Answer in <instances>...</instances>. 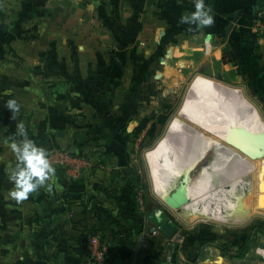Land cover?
Returning <instances> with one entry per match:
<instances>
[{
  "label": "crops",
  "instance_id": "crops-1",
  "mask_svg": "<svg viewBox=\"0 0 264 264\" xmlns=\"http://www.w3.org/2000/svg\"><path fill=\"white\" fill-rule=\"evenodd\" d=\"M207 1L215 23L197 28L179 23L194 6L173 0H0V264H82L91 233L108 246L105 264H165L169 237L151 228L166 214L145 206L125 167L138 172V152L194 72L249 89L264 112V39L251 29L264 0ZM11 98L21 105L15 119ZM20 121L46 150L83 153L84 175L56 168L51 193L7 198L16 163L9 142L20 139ZM199 231L178 228V258L264 264L263 233L243 252H224L202 246Z\"/></svg>",
  "mask_w": 264,
  "mask_h": 264
},
{
  "label": "bare ground",
  "instance_id": "bare-ground-1",
  "mask_svg": "<svg viewBox=\"0 0 264 264\" xmlns=\"http://www.w3.org/2000/svg\"><path fill=\"white\" fill-rule=\"evenodd\" d=\"M191 88L145 151L154 194L168 205L166 196L185 178L189 201L168 206L186 222L264 217V118L238 86L200 75Z\"/></svg>",
  "mask_w": 264,
  "mask_h": 264
},
{
  "label": "clouds",
  "instance_id": "clouds-1",
  "mask_svg": "<svg viewBox=\"0 0 264 264\" xmlns=\"http://www.w3.org/2000/svg\"><path fill=\"white\" fill-rule=\"evenodd\" d=\"M193 4L194 11L182 13L179 23L195 25L197 28L211 27L215 23V13L211 5L206 3V0H193ZM213 38V33H206L205 45L209 46ZM6 107L11 110L15 119L21 105L11 98L6 101ZM131 130L129 127L128 131ZM16 135L20 139H12L9 142L16 163L8 169V179L13 187L8 190L7 198L22 203L40 188H45L50 193L53 191L56 168L50 161L47 150L28 137L23 121L17 123Z\"/></svg>",
  "mask_w": 264,
  "mask_h": 264
},
{
  "label": "rangeland",
  "instance_id": "rangeland-1",
  "mask_svg": "<svg viewBox=\"0 0 264 264\" xmlns=\"http://www.w3.org/2000/svg\"><path fill=\"white\" fill-rule=\"evenodd\" d=\"M200 74H203V75H206L209 77H213L215 79H218L224 83H227V84H230L233 86L240 87L243 90L246 97L251 102H253V104L256 106V108L260 112L261 116L264 118L263 110L261 109V107L258 105V103L253 98V96L251 95L252 93L249 91V89L243 88L238 83H235L233 81L224 80V79L217 77L215 75L202 73V72H194V73L190 74V79L187 81L186 85L182 88L177 103L172 105V108H171L169 114L167 115V117L165 119V123H164L160 133H158V135H156V137H154V139H152V141L150 143L144 145L137 154L136 164H137V169H138L137 175H138V179H139V187H138L139 189L138 190L141 191V194L143 195V203H144V200H147V202H148L147 206H149L150 208H152L153 206H159V208H161L163 210V212L166 214V216L178 225V228H180V229L190 228V233L194 232L195 229L197 230V228H198V230H200L199 232L201 233L202 236L207 231V233H210V234H208L207 239H210V238L214 237L215 235H221L222 237H216L214 243H208V244H211L212 246H215V244L224 245V247L228 251L235 252V251H237V249H238L237 247L240 244V242L237 241V235H238L239 231L241 229H244L245 227H247L254 220H263L264 221V217L256 215V216L251 217L249 220H247L246 222H244L242 224H223V223L218 224L214 221L204 219V218H201V219L197 218L196 220H193L191 222L184 221L181 218V216H179L177 214V211L175 209L170 208L168 205H166L160 198H158L154 194V192L152 190V180H151L149 165H148V162H147L146 157H145V151L147 149L151 148L152 146H154L155 143L157 142V140L164 134L168 122L173 117L175 112L178 110L180 104L182 103L183 98L185 97V94L188 91L192 90L191 87L193 86L194 81L200 76ZM191 155H194V152ZM260 181L262 184L264 183V173L261 174ZM194 194H195V191H194ZM154 228L156 230H158L156 225L154 226ZM204 236L206 237V235H204ZM236 241L238 242L237 244H236Z\"/></svg>",
  "mask_w": 264,
  "mask_h": 264
},
{
  "label": "built area",
  "instance_id": "built-area-1",
  "mask_svg": "<svg viewBox=\"0 0 264 264\" xmlns=\"http://www.w3.org/2000/svg\"><path fill=\"white\" fill-rule=\"evenodd\" d=\"M178 4L193 5V0H173ZM206 3L208 1L206 0ZM209 4V3H208ZM251 29L256 38L264 39V4L260 5L252 18ZM48 156L55 168L64 171L67 176L80 178L88 166V159L83 153L70 151L63 147L51 146L47 149ZM141 195V191H139ZM142 203L141 196L138 197ZM153 232L159 231L153 227ZM174 236V235H173ZM183 239V237L181 238ZM89 253L85 256L82 264H105L108 259L109 249L98 233H91L87 239ZM166 251L165 264H200L197 259H183L177 256V241L171 237L165 241Z\"/></svg>",
  "mask_w": 264,
  "mask_h": 264
},
{
  "label": "water",
  "instance_id": "water-1",
  "mask_svg": "<svg viewBox=\"0 0 264 264\" xmlns=\"http://www.w3.org/2000/svg\"><path fill=\"white\" fill-rule=\"evenodd\" d=\"M124 174L126 175L127 180L133 187L136 188L139 186L138 175L133 167H125ZM187 183L188 181H186L185 178L180 179L177 183V186L174 187L166 196L165 202L168 205L174 207H179L184 203L188 202L190 198L185 193V185ZM155 221L158 230L167 237L173 236L178 230V225L165 215L158 214L155 217ZM151 230H153V227L151 228Z\"/></svg>",
  "mask_w": 264,
  "mask_h": 264
},
{
  "label": "trees",
  "instance_id": "trees-1",
  "mask_svg": "<svg viewBox=\"0 0 264 264\" xmlns=\"http://www.w3.org/2000/svg\"><path fill=\"white\" fill-rule=\"evenodd\" d=\"M145 203H146L145 206L147 207V203H148L147 200H145ZM257 232L264 234V221L263 220H254L247 227L239 231L237 235V241L240 242L239 244L240 246L238 247L239 252H243L246 249L247 243L249 242L251 237ZM208 234L210 233H207L206 231V233L204 234L206 235V237L203 235V237L200 239L202 246L208 243H214L216 237H222L221 235H215L214 237L207 239ZM215 245L221 250L226 251L224 245H219V244H215Z\"/></svg>",
  "mask_w": 264,
  "mask_h": 264
}]
</instances>
